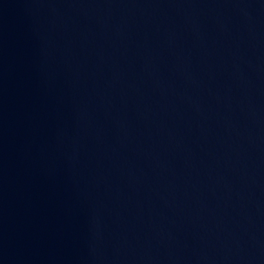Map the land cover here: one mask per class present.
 I'll return each mask as SVG.
<instances>
[{"label":"water","instance_id":"1","mask_svg":"<svg viewBox=\"0 0 264 264\" xmlns=\"http://www.w3.org/2000/svg\"><path fill=\"white\" fill-rule=\"evenodd\" d=\"M0 264H264V0H0Z\"/></svg>","mask_w":264,"mask_h":264}]
</instances>
